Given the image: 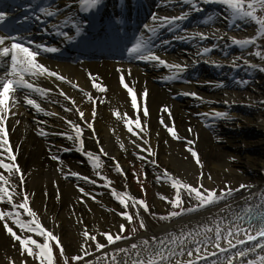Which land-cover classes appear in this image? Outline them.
Returning <instances> with one entry per match:
<instances>
[{
    "label": "bare ground",
    "instance_id": "6f19581e",
    "mask_svg": "<svg viewBox=\"0 0 264 264\" xmlns=\"http://www.w3.org/2000/svg\"><path fill=\"white\" fill-rule=\"evenodd\" d=\"M150 2L151 12H153L145 23L150 28H159L160 21L152 19L154 14L157 17H172L188 12L192 18L196 14L199 15L196 25L188 29L184 27L186 24L182 23L183 21L177 22L179 26L168 32H166L167 28H159L162 36L156 40L153 48L155 53L168 64L187 66L178 75L183 77V80L165 87L164 77L173 75L175 69L134 58L130 62L138 63V66H131L128 62L78 65L52 63V67L59 70L60 74L72 83L60 81L54 77L44 78L42 88L50 90L46 97L38 96L44 111L40 115L36 114L35 109L23 104L18 96L19 103L12 109L15 115L9 114L5 122L9 134L8 140L13 153L17 156L16 163L19 164L24 176L23 184H20L19 175H15L16 181L11 177V183L16 185L17 189L21 187V193L28 194L29 206L39 216L40 223L61 238L65 249L79 252L84 240L81 233L85 227L90 234L96 235L101 243H106L100 233L116 234L119 232L120 224L125 223L123 217L118 214L123 211L122 206L112 196L111 189L114 188L117 192L126 191L133 197L127 166L129 162L136 160L134 156L147 157L141 160L146 162L148 175L152 176V185L156 192L154 196L156 212H162L170 205L166 200L160 199L158 194L171 199L170 193L175 190L171 187L170 181L166 183L161 179L157 182V176H160L164 170H167L173 178L193 186L198 185V177L203 171L212 176V180H203V184L209 189L219 190L220 187L224 189L225 185L239 188L241 184L248 187L234 192L231 197L218 205L202 208L198 212L164 222L153 223L149 215L140 210L147 226L144 231L136 233L129 239L117 241L116 244L109 245L99 252L93 246L89 249L92 254L76 264H85L89 260L96 264V258H103L104 252L109 255L102 259L101 264H112L111 256L117 254L118 248H129L131 244L149 240L150 247L155 249L157 242L153 241V237L162 240L169 234L179 236L181 233L191 232L194 235L197 231L203 232L205 226L214 230L215 223L226 225L229 221H233L247 227L246 221H236L235 217L244 216L245 210L249 207L254 211L264 209V207H257L264 204V86L251 79V77L260 76L261 84L264 85V71L259 70L264 67V60L258 62L253 50L241 49L232 43V38L241 37V31H237V28L244 29L247 35H252L254 31L255 33L257 31L256 25L239 20L233 24L230 10L225 5L215 2L204 4L202 0H195L197 7L202 9L200 13L181 0H151ZM222 10L223 15L220 14ZM218 11L220 13L216 17L215 13ZM208 17L214 19L205 23ZM117 20L118 18H115V21ZM229 22L232 26L225 25ZM140 30L147 40L150 37L149 31L144 28ZM197 33H203L208 38L201 39L195 35ZM176 37H185L188 42L183 44L185 39ZM165 40L168 41L167 44L161 43ZM205 47L210 48L211 51L201 54ZM237 57L240 59L237 60ZM245 60L249 62L248 65H245ZM234 61L238 66H233ZM250 65H256V67ZM196 66H200L198 72H195ZM118 69L125 73L128 70L131 71V76H126V82H134L135 91L138 94L144 89L148 90L147 106L150 115L147 117L146 131L140 133L143 139L129 133L123 119H118L113 114L118 110L121 116L127 113L129 117L135 119L131 98L120 84L121 72H118ZM89 73L98 77L97 82H102L108 91L101 93L94 89ZM242 81H248V83H241ZM73 84L78 87H73ZM81 88L97 98L95 105L97 115L95 121H92L96 130L95 139L92 138V131L79 120L71 101L60 95L63 91L75 100L76 106L85 113L86 119L91 121L93 105L80 91ZM184 93H195L196 96L184 95ZM139 99L138 95V104ZM100 100L104 102L101 103ZM167 102L171 104L167 107L172 114L171 118L162 111V108L167 106ZM67 108H73V111H65ZM216 112H227L231 118L215 117L213 114ZM161 117L169 125L174 121L178 135L193 141L192 146L199 154L203 164L202 169L186 151L185 141L172 138L166 128L160 124ZM37 118L40 119L39 122L32 120ZM65 119L79 123L84 128V147L87 150L99 155V148L103 147L107 156L101 155L100 158L108 160L106 162L110 165L109 169L117 171L116 162L118 161L127 174L125 178L117 171L115 182H112L110 187L104 188L106 189L104 194L96 193L95 200L83 197V194L79 192L78 186L87 191L82 183L84 180L65 176V174L77 172L81 176L96 180L97 187L103 186V183H107L108 179L112 180L114 177L99 168H94L95 159L90 160L85 154L82 155L81 151H77L76 149L79 148L77 141L55 134L64 131L73 134V129L65 123ZM144 120L145 118L141 116L142 123ZM132 127L134 131H139L134 123ZM41 129L49 134L40 135ZM189 129L192 131L190 132ZM97 139L100 142L99 145L96 143ZM133 140L140 145L139 148L132 143ZM144 140L148 143L145 144ZM121 144L124 145L123 149ZM149 148L155 153L154 156L144 151ZM63 149L72 150L64 151ZM60 150H63L61 156L64 159L57 167H54L55 163L53 160L50 161L48 155L50 153L57 155ZM0 151H3L5 158L8 156L6 150ZM113 157L115 159H112ZM153 160L155 164L152 163ZM5 162L8 163L7 159ZM0 172L8 175L4 169H0ZM125 185H127L126 189ZM100 190L102 191L101 188ZM217 193L219 194V191ZM181 195L184 196L183 190ZM82 197L85 202L79 203ZM185 198L188 200L187 197ZM22 200V195L19 199L14 196V202L20 203ZM0 205L2 209L7 210L6 212H13L14 216L18 211L21 219H31L26 216L23 209H13L11 205L3 203ZM221 209L224 211L221 212ZM80 220L83 224L79 223ZM8 225L13 227L18 235L21 234L19 227L13 222L8 220ZM24 235H33L34 239L42 242V238L35 234L24 233ZM207 235L211 237L207 244L208 250L217 251L213 247L214 231ZM239 238H244V235L242 234ZM196 239L202 241L204 235L197 236ZM232 240L235 243V238ZM221 246L225 247L226 242L221 240ZM166 247H176V245L168 244ZM187 247L193 248L195 245L188 244ZM203 248L204 246L201 245L202 254ZM20 253L19 242L7 234L3 221H0V264H31V259L26 254L21 256ZM131 258H135L134 254ZM250 258H254V255ZM128 259L130 257L124 253L117 255L118 261ZM176 259L183 261L187 257H173L167 264H175ZM212 259L217 260L218 264H225V258L219 253L216 257H209V260ZM199 264L204 262L200 261Z\"/></svg>",
    "mask_w": 264,
    "mask_h": 264
},
{
    "label": "snow or ice",
    "instance_id": "6c2138e0",
    "mask_svg": "<svg viewBox=\"0 0 264 264\" xmlns=\"http://www.w3.org/2000/svg\"><path fill=\"white\" fill-rule=\"evenodd\" d=\"M82 8L84 10L95 9L98 5L102 3V0H79ZM181 2L189 4L193 10L201 11L202 9L198 8L195 0H181ZM204 4L208 3H219L221 5H225L231 13L232 23L235 24L237 20L242 21L244 23H254L257 26L256 35L247 39H235L232 38V43L234 45L239 46L241 49L247 48L249 46H254L257 43V40L261 37H264V15H257V12H264V0H202ZM42 13H45L47 16L51 17L56 15L55 12L49 11L46 8H40ZM189 13L184 12L179 16L172 17H157L155 14L153 15V21L159 20L158 24L159 28H167L168 30H173L174 27H178L179 21H184L188 18ZM40 19V17H37ZM214 18L208 17L205 20V23L211 22ZM6 20V16L3 12H0V24H2ZM145 28L152 33L147 40L143 37L138 39L136 43L129 48L127 51L130 56L134 59L148 61V62H156L160 66H166L169 68L175 69V73L171 76H166L164 79L166 80H174L177 79L178 75L182 73L186 65L182 66L180 64H168V62L158 56L153 48L155 45L153 44V40L157 35L156 27H149L145 25ZM81 29L77 27V34H79ZM62 35H66V33H61ZM201 39H207L208 37L203 33H197ZM177 39H185V37H176ZM161 43L167 44L168 41H162ZM34 45V46H33ZM58 48L55 47H47L42 44H34V41L30 39H25L20 36L14 35H5L0 34V64L5 66V72L0 74V150H6L8 156L5 158L3 151H0V169H4L8 175L6 176L4 172H0V203L11 205L13 209H23L24 213L27 217H30V220H23L20 218V212H15V216L11 211H2L0 210V221H3V227L6 229L7 234L11 236L15 241L19 242L21 247V256L25 254L28 257L33 258L34 260H38L39 264H57L55 257L53 255V242L55 247L59 248L60 257L63 258L64 264H70L69 257L66 255V249L62 244L61 238L54 234L53 231L45 228L39 220V216L30 207L29 196L26 193H20L17 191L16 185L11 183V177L15 175H19L20 184L24 183V176L21 171V168L18 163H16L17 156L12 151V146L8 141V130L5 127V122L7 121L9 114L15 115L12 112V109L16 107L19 103L16 94L20 91L24 92V103L34 106L37 111L43 112L44 109L40 107V104L37 103L35 99L30 98L32 93H38L42 97H46L48 91L46 89H42L35 85L34 81L39 79L40 77H55L60 81H64L67 83H72L65 76L59 74L58 72L50 70L44 64L40 63L38 57H40L43 53L46 52H57ZM211 51L210 48H203L201 54H207ZM255 56L260 57V59L264 60V52L256 51L254 53ZM237 60L240 57L236 58ZM245 65H248V61H244ZM219 66V65H217ZM233 66H238L233 62ZM251 67H256V65H250ZM260 71H264V67L259 69ZM118 72H121L120 75V84L123 89L127 91L128 96L131 98V106L135 110V119L129 117L127 113H124L121 116V113L117 110L113 114L118 119H123L125 126L129 133L133 136H137L139 139H143L140 133L146 131L147 128V117H149V108L147 106V98L149 96L148 90L144 89L139 94L135 91V83L134 82H126V76H131V71L128 70L126 73L122 72L118 69ZM89 79L92 82V87L98 90L101 93H105L108 91L107 87L102 84V82L98 83V77L93 76L92 73H89ZM33 81V82H30ZM241 83H248V81H242ZM73 87H78V85L73 84ZM83 95L87 98L88 101L92 102V113H91V121L86 119L85 113L80 110L78 106H76V101L61 91L60 95L64 96L66 100H70L72 105L75 108V111L78 113L79 120L84 122V125L87 129L92 131V138L95 139L96 130L93 126V122L96 119L97 110H96V99L89 92H86L84 89H80ZM138 95H139V104H138ZM184 95H192L196 96L195 93H184ZM103 103V100H100ZM227 103V101H225ZM65 111H73V108H67ZM162 111L167 114L169 118H171V112L164 106ZM49 115H57L56 113H47ZM215 117L230 119L231 117L227 112H216L213 114ZM141 116L145 118V120L141 121ZM160 124L164 126L170 136L177 140H184L186 144V151L191 154L194 158L196 165L202 169L203 164L199 158V154L193 148V141L187 140L186 138L180 137L175 128L174 121L171 125L166 124L163 117L160 119ZM19 123V121H17ZM65 123L73 129V134H68L66 132L55 133L56 135L65 136L66 139L74 140L79 143V148L77 151H84V128L81 127L79 123H76L72 120L65 119ZM135 124V128L139 131H134L132 124ZM191 132L192 130L189 129ZM39 134L42 136H47L49 133L45 132L43 129L39 130ZM158 135V134H157ZM96 143L99 145V140H96ZM133 144H136V147H140L139 144L136 143L135 140L132 141ZM144 143L147 144L148 141L144 140ZM123 149L124 145H120ZM64 151H70L72 149H63ZM19 149L17 148V153ZM144 151H148L149 155H155L152 150L144 149ZM84 154L91 160L95 159V161L100 160V156H107V152L103 149V147L99 148V155L94 154L90 151H84ZM53 160H58V156L53 155L51 157ZM138 159H147V157H137ZM5 159L11 161V163H6ZM112 159H115L114 157ZM155 164V160L152 161ZM100 163H94V168H99ZM63 171L62 169H59ZM116 170L126 178V172L119 165V162H116ZM68 175L72 177H76L77 179L84 180L87 183L96 184V180L90 179L86 176H81L77 172H70ZM97 175L99 173L97 172ZM135 175V173H134ZM103 179H107L102 177ZM163 179L166 183L171 182V187L175 189V197L173 199H169L166 196L159 195L160 199L166 200L169 204H171L173 209H179L178 211H171L167 215L160 216V220H170L176 217H180L182 215L198 212L202 208H208L215 205H218L221 201H226L228 197H231L234 192H239L240 189H244L248 187L247 185L241 184L239 188H232L228 185H225L224 189L219 190V194L217 193V189L212 188L209 189L205 187L203 184V180H212V176L210 174H205L203 171L200 172L198 177V185L193 186L191 184L182 182L178 178H173L167 170L157 176V182H160ZM139 182V180H137ZM111 181H107L105 187L111 186ZM127 185H125V189ZM79 192L83 194V197H89L92 200H95V196L89 192H85L83 187L78 186ZM181 190L184 192V196L181 195ZM143 191V189H142ZM112 196L118 200L119 204L122 206L123 211L118 213L126 223H122L119 226V232L116 234L110 232L100 233L101 236L104 237L106 243H101L96 235L90 234L89 230L85 227L82 231L81 235L84 240L80 245V251L83 255L76 254L71 256V262H80L84 261L86 256H90L92 253L89 251L93 246L96 251H101L106 249L109 245L116 244L117 241L129 239V236L123 235L126 230V224L128 226L133 225L134 217L139 220V226L141 229H146V224L144 222L143 217L140 214V210L143 212H149L150 209L148 204L144 199H136L132 197L130 194L125 192H117L116 189H111ZM23 196V200L20 203L14 202V196ZM81 198V202H85ZM185 197L188 198L189 206L185 207ZM59 198V197H58ZM195 200L196 203L192 204L191 201ZM130 202V203H129ZM131 207L135 210L134 213L129 212L128 208ZM258 208L264 207V204L258 205ZM224 209H221L223 212ZM154 215V214H153ZM6 218H12V222L15 226H18L21 234L18 235L16 231L13 230V227H9L8 220ZM236 221H246L247 227L243 226L240 223H235L233 221H229L228 224L222 225L219 223H215V228L204 227L203 232L197 231L194 235L189 233H181V235L177 236L175 234H169L165 239H158L153 237V241L157 242V246L155 249L150 247L149 240H142L139 244H131L129 248H118L117 254L111 256L112 264H167L170 262L173 257H184L187 259L181 261L180 259H176L175 264H199L200 261H203L204 264H218V261L215 259L209 260V257H216L218 253L225 258V264H264V212L254 211L251 207L245 210L244 216L237 215L235 217ZM79 223L83 224V221L80 220ZM25 230L28 233H33L37 237L42 238V242L39 239H34L33 235H24ZM137 231L135 227H132V233L134 234ZM214 231V241L213 247L217 251H209L207 248L208 241L211 239L207 235L209 232ZM244 235V239H240L241 235ZM204 235V240L198 241L196 239L197 236ZM191 237V239H188ZM232 238H235V243H233ZM221 240L226 242V246H221ZM91 242V243H90ZM176 245V247H166V245ZM188 244H194L195 247L189 248ZM31 245V246H30ZM201 245L204 246L203 254L201 250ZM239 246V247H238ZM38 250V251H36ZM235 250V251H233ZM259 250V252H258ZM119 253H124L128 255L130 259L128 260H117V255ZM132 254H134L135 258H131ZM195 254V255H194ZM109 253L104 252L103 258H107ZM254 255V258H250ZM102 257L96 258V264H101L103 259ZM85 264H93V261H86Z\"/></svg>",
    "mask_w": 264,
    "mask_h": 264
},
{
    "label": "rangeland",
    "instance_id": "374dc122",
    "mask_svg": "<svg viewBox=\"0 0 264 264\" xmlns=\"http://www.w3.org/2000/svg\"><path fill=\"white\" fill-rule=\"evenodd\" d=\"M257 15L258 16L259 15H264V12H259L258 11ZM256 28H257V26H256ZM237 29H236L237 31H239V32L241 31L240 32V36L241 37H238V38H250V37H253V36L256 35L255 31H254V33L252 35H247V32L244 29H242V30H241V28H237ZM257 43L259 45H257ZM257 43L254 46L247 47V49H251L254 52H256V51L264 52V37H261L260 39H258ZM261 43H262V45H261ZM256 58H257L258 62L262 61V59H260V57L256 56ZM251 79H256V82H255V80L253 82L264 86L263 84H261L262 78L252 77ZM170 106H171L170 102H167V107H170ZM134 157L136 158V160L134 162H132V163L129 162L128 166H127L129 179H130V184H131V190H132V192L134 194L133 197L136 198V199H144L146 201L150 211L149 212H144V213L149 215L151 222H153V223L164 222L166 220H160L159 219L160 216L167 215L171 211H178L179 209H173L171 204H170V205H168V207L166 209L162 210V212H156L154 210V207H155V205H154V196L156 195V192L154 191V186L152 185V176L148 175V170L144 167V162L145 161H142L141 159H138L136 156H134ZM49 159L51 161V155H50ZM100 165H101L100 166V170L101 171H105V172H107V174H109L112 177H114V179H112V180L109 179V181L115 182L114 180L116 179L115 177L117 176V173L112 171V170H110V169L108 170L107 167H105V165H103L102 163H100ZM134 173H135V175H134ZM12 179L14 181H16L17 176H13ZM137 180H139V182H137ZM85 187L87 188L86 192H89V193H91L92 195H95V196H97L96 193H98V194L99 193H103L104 194L105 190H106V189H103L104 191H100V189L94 188V187L90 186L89 184H86ZM142 189H143V191H142ZM220 189H222V187H220ZM20 190H22L21 187H20V189H17V191L21 193ZM219 190H217V191H219ZM170 196H171V199H173L175 197V190H173L170 193ZM19 197H21V195L16 196L17 199H19ZM80 202L81 201H79V203ZM191 203L195 204L196 202L195 201H191ZM184 206L185 207L189 206V201L186 198H185V205ZM0 210L7 211L5 209H2L1 205H0ZM122 210H123V208H122ZM128 211L134 213L135 210L130 205L129 208H128ZM142 212H143V210H142ZM6 219L12 222V218H6ZM132 227H135L137 229V231L134 234L132 233ZM140 231H144V229L140 228L139 220L135 219V217H134L133 225L128 226L126 224V230L123 233V235L131 237V236L135 235L136 233H138ZM24 233H28V232L25 230ZM28 234H33V233H28ZM36 251H38V250H36ZM76 254L83 255V253L79 252L78 250H75V251H69V250L67 251L66 250V255L69 257L70 264H76L77 263V262H71V256L76 255ZM53 255L55 257V260H56L57 264H64L63 258L60 257L59 248L55 247L54 242H53ZM29 258L31 259V264H39L38 260H34L31 257H29Z\"/></svg>",
    "mask_w": 264,
    "mask_h": 264
}]
</instances>
